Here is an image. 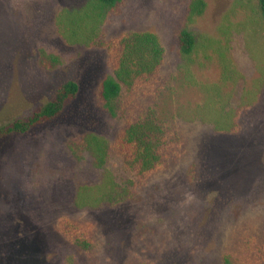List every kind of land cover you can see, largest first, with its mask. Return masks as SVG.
<instances>
[{
  "label": "rangeland",
  "instance_id": "obj_1",
  "mask_svg": "<svg viewBox=\"0 0 264 264\" xmlns=\"http://www.w3.org/2000/svg\"><path fill=\"white\" fill-rule=\"evenodd\" d=\"M90 1L0 0V128L30 116L62 83L80 87L56 120L0 137V264H264L258 1L202 0L196 15L197 0H125L95 41H67L63 28ZM182 31L196 40L191 59L180 53ZM130 32L158 37L165 92L159 99L125 92L112 117L98 95L113 76L102 43ZM41 51L59 63L41 64ZM210 96L218 109L224 102L241 108L237 132H218L194 116ZM148 107L171 121L184 145L180 157L139 180L115 140L128 118ZM87 132L110 146L102 167L69 149Z\"/></svg>",
  "mask_w": 264,
  "mask_h": 264
},
{
  "label": "trees",
  "instance_id": "obj_2",
  "mask_svg": "<svg viewBox=\"0 0 264 264\" xmlns=\"http://www.w3.org/2000/svg\"><path fill=\"white\" fill-rule=\"evenodd\" d=\"M257 1L260 16L264 20V0ZM124 2L125 0H91L84 9L72 15L70 27L63 28L64 37L71 43L95 41L100 34V26L117 12ZM204 8L205 3L197 0L191 8L192 14L201 15ZM179 42L182 57L191 59L196 49L195 37L188 31H182L179 33ZM102 45L109 52L108 63L113 76H108L102 81L98 95L112 117H118L122 111L121 101L125 92L130 99H137L140 94H154L157 99L163 96L165 86L159 83L165 51L155 34L125 33L109 44ZM40 56L41 64L49 58L54 63H59L56 57H50L45 51H41ZM79 93L80 87L76 82L62 83L52 99L30 116L1 127L0 137L26 135L56 120L78 98ZM215 104L210 96L206 103L196 110L194 116L210 121L218 132H237V116L241 108L229 107V103L224 102L218 109ZM159 113L152 107L144 108L137 117L128 118L115 140V149L120 153L125 166L139 180L146 179L164 168L169 161L180 157L184 145L171 128V121ZM69 149L77 158L83 157L84 154L92 155L96 165L102 167L109 156L110 146L104 137L87 132L71 139ZM110 187H115L113 182ZM82 191L86 195L92 194V191L86 188ZM112 196L111 194L107 198Z\"/></svg>",
  "mask_w": 264,
  "mask_h": 264
}]
</instances>
